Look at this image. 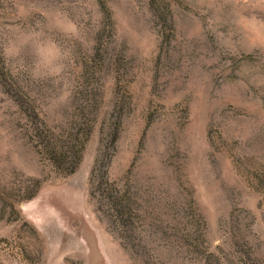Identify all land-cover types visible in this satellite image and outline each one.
Here are the masks:
<instances>
[{"label": "rangeland", "instance_id": "obj_1", "mask_svg": "<svg viewBox=\"0 0 264 264\" xmlns=\"http://www.w3.org/2000/svg\"><path fill=\"white\" fill-rule=\"evenodd\" d=\"M0 264H264V0H0Z\"/></svg>", "mask_w": 264, "mask_h": 264}]
</instances>
